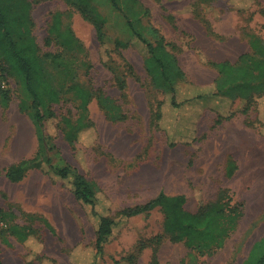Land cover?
<instances>
[{
  "label": "rangeland",
  "instance_id": "1",
  "mask_svg": "<svg viewBox=\"0 0 264 264\" xmlns=\"http://www.w3.org/2000/svg\"><path fill=\"white\" fill-rule=\"evenodd\" d=\"M27 1L41 54L58 49L50 30L54 17L63 14L65 25H71L84 48L76 81L117 100L127 115V120L113 122L94 100L89 106L94 128L74 146L64 140L56 122L46 124L60 158L99 187V215L143 206L161 192L184 196L191 213L214 201L222 188L230 189L244 205L237 229L212 257L171 243L163 234L164 215L155 210L123 223L94 264H152L156 249L159 264H243L254 243L264 237V96L243 114V101L213 95L218 72L212 64H235L252 53L253 36L264 41V0H138L131 6L135 14L149 11L144 21L161 32L187 76L177 94L180 106L174 108L166 99L162 130L155 127L153 113L165 97L145 71L147 53L140 42L134 40L127 50L108 57L94 26L70 0ZM110 30L115 38L116 29ZM114 70L126 81L123 93L115 84ZM6 88L12 102L7 108L0 105V209L12 211L20 225L36 217L41 238L21 243L1 234L6 227L0 222V259L3 264H89L86 260L91 259L93 264L97 220L89 206L75 199L70 184L38 170L20 183L6 177L9 167L33 159L39 149L32 121L20 112L17 84L9 80ZM198 96L205 97L204 109H196L203 101ZM78 105L66 95L53 110L76 120ZM233 112L231 120H221ZM230 161L237 166L232 178L226 176Z\"/></svg>",
  "mask_w": 264,
  "mask_h": 264
},
{
  "label": "trees",
  "instance_id": "2",
  "mask_svg": "<svg viewBox=\"0 0 264 264\" xmlns=\"http://www.w3.org/2000/svg\"><path fill=\"white\" fill-rule=\"evenodd\" d=\"M70 2L94 26L97 39L108 57L112 53L127 50L134 40L145 47V71L153 88L165 97L164 101L155 105L153 113L155 127L162 130L165 124L166 99L170 100L174 108L180 106L177 94L179 88L187 83V76L177 58L167 49L161 32L150 21H144L145 16L149 18V11L145 9V13L143 10L142 13L135 14L131 6L137 5L138 0ZM63 17V14H57L50 30L58 49L42 55L32 34L30 3L27 0H0V105L7 108L12 102V93L6 88V84L9 80H14L18 87L20 112L32 121L39 142L36 156L9 167L5 173L7 179L12 183H20L30 171L38 170L50 178L68 182L75 199L89 206L97 220L93 264L104 255L106 245L123 223L138 216H150L155 210L164 215L163 234L171 243H183L187 249L203 257L214 256L224 248L243 216L244 205L235 200L230 189H220L216 199L200 205L196 213L186 210L187 201L184 196H170L161 192L143 206L126 208L114 216H101L96 211L100 194L97 184L60 158L52 137L46 134V124L56 122L64 140L74 146L82 134L94 128L89 119V106L94 100L111 121L127 120V115L117 100L101 90L86 89L76 81V68L79 67V57L84 48L71 25H65ZM111 27L117 31L115 38L110 36ZM250 45L252 53L241 56L237 63L224 61L212 64L218 72L213 95L231 102L243 101V114H248L256 107L258 99L264 96V41L253 36ZM114 75L115 84L123 93L126 81L115 70ZM66 95H72L79 103L76 120L67 116L59 117L53 110V106L65 101ZM198 98L203 101L199 102L196 109H204L205 97ZM235 115L233 112L222 116L221 120L229 121ZM51 154L57 156L58 163H54ZM236 170V164L230 161L226 176L232 178ZM15 219L12 211L0 209V222L6 227L1 230V234L14 237L21 243L41 238L39 228H35L36 217L29 216L30 224L26 225L15 223ZM90 260L86 261L90 264ZM0 264H3L1 259ZM152 264H159L157 249ZM243 264H264V237L254 243Z\"/></svg>",
  "mask_w": 264,
  "mask_h": 264
}]
</instances>
